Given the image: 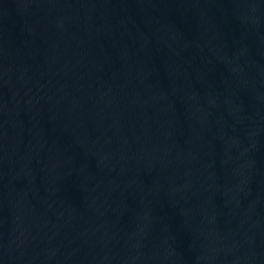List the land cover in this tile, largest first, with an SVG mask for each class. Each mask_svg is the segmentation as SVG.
<instances>
[{"label":"water","instance_id":"95a60500","mask_svg":"<svg viewBox=\"0 0 264 264\" xmlns=\"http://www.w3.org/2000/svg\"><path fill=\"white\" fill-rule=\"evenodd\" d=\"M0 264H264V0H0Z\"/></svg>","mask_w":264,"mask_h":264}]
</instances>
